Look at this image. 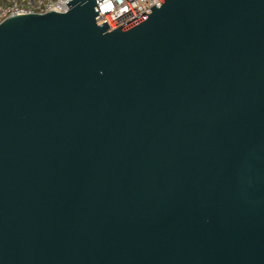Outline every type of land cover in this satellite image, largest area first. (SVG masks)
<instances>
[{
    "label": "water",
    "instance_id": "1",
    "mask_svg": "<svg viewBox=\"0 0 264 264\" xmlns=\"http://www.w3.org/2000/svg\"><path fill=\"white\" fill-rule=\"evenodd\" d=\"M97 1L0 21V264H264V0Z\"/></svg>",
    "mask_w": 264,
    "mask_h": 264
},
{
    "label": "built area",
    "instance_id": "2",
    "mask_svg": "<svg viewBox=\"0 0 264 264\" xmlns=\"http://www.w3.org/2000/svg\"><path fill=\"white\" fill-rule=\"evenodd\" d=\"M66 0H0V21L18 13L63 12ZM159 0H98L95 2L108 28L114 29L145 11Z\"/></svg>",
    "mask_w": 264,
    "mask_h": 264
}]
</instances>
